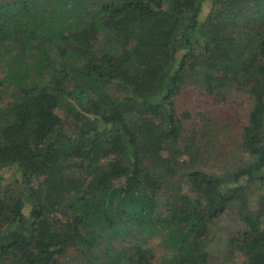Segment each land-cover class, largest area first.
<instances>
[{
    "label": "trees",
    "instance_id": "16d2710c",
    "mask_svg": "<svg viewBox=\"0 0 264 264\" xmlns=\"http://www.w3.org/2000/svg\"><path fill=\"white\" fill-rule=\"evenodd\" d=\"M206 1L0 0V85L15 89L0 105V264H69L70 249L82 264H154L159 235L171 264H207L201 240L233 202L244 264H264V0H211L202 18ZM199 84L254 98L231 171L196 167L182 137L176 99Z\"/></svg>",
    "mask_w": 264,
    "mask_h": 264
},
{
    "label": "rangeland",
    "instance_id": "374dc122",
    "mask_svg": "<svg viewBox=\"0 0 264 264\" xmlns=\"http://www.w3.org/2000/svg\"><path fill=\"white\" fill-rule=\"evenodd\" d=\"M211 10V0H207L203 6L202 18ZM0 58V79L7 73V66ZM0 85V105H6L13 99L14 88H5ZM73 81H67L66 87L72 89ZM71 102L76 104V99L71 96ZM69 102H67L68 104ZM254 98L246 91L232 88L223 94L207 91L202 85H187L176 99V111L182 118V137L194 138L192 148L198 150L199 159L196 167L210 173H224L233 170L243 164L246 155L241 147L242 132L247 124ZM70 106V103H69ZM68 106V107H69ZM71 107V106H70ZM63 120L66 132L74 134L77 130L78 120L74 112L67 105L55 109ZM187 114L188 116H184ZM185 149L184 143L179 144ZM184 157L190 161L188 155ZM187 171V170H186ZM1 191L8 200L12 201L20 192V175L8 168L2 172ZM249 204L254 210L257 208V199L260 193L258 185L251 188ZM184 193L192 198L202 195L195 192L189 184H183ZM203 202L205 199L202 197ZM219 218L211 223L207 235L201 240L204 252L207 253V264H244L245 255L239 248L236 239L241 235L239 232L244 227V222L239 214V205L233 202ZM260 230L264 231V216L260 219ZM7 226H3L5 229ZM152 246L155 248L156 257L154 264H171L172 251L162 241V236L152 238ZM69 264H82L83 257L79 256L74 249H70L62 258Z\"/></svg>",
    "mask_w": 264,
    "mask_h": 264
}]
</instances>
